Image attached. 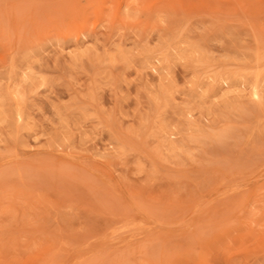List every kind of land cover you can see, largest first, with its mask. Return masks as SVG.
<instances>
[{
    "label": "rangeland",
    "instance_id": "obj_1",
    "mask_svg": "<svg viewBox=\"0 0 264 264\" xmlns=\"http://www.w3.org/2000/svg\"><path fill=\"white\" fill-rule=\"evenodd\" d=\"M0 264H264V0H0Z\"/></svg>",
    "mask_w": 264,
    "mask_h": 264
}]
</instances>
